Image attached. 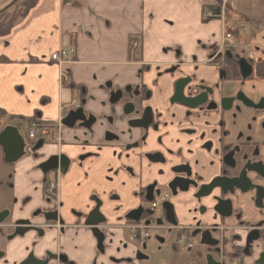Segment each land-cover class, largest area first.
<instances>
[{
  "label": "flooded vegetation",
  "instance_id": "flooded-vegetation-1",
  "mask_svg": "<svg viewBox=\"0 0 264 264\" xmlns=\"http://www.w3.org/2000/svg\"><path fill=\"white\" fill-rule=\"evenodd\" d=\"M233 34V45H224L220 38L201 63L172 62L159 70L150 83L156 96L154 106L148 103L152 93L143 86V77L120 75V88L109 98L118 102L109 104L108 112L104 111L103 103L94 102V97L85 101L86 91L80 88L72 96L73 102L59 108L58 117L48 120L54 122L57 140L52 137L51 128L39 129L33 139L21 136L16 129L21 146L18 153L10 154L12 162H6L4 157L3 161L12 165L24 156L30 157L33 163L30 174L23 170L19 174L12 171V177L21 181L29 178L31 186L18 183L14 197L11 189L10 195L2 198L7 205L0 206V253L4 256L21 241L24 249L32 248L25 264H79L59 250L45 251L40 259L34 256V248L53 227L60 236L71 227L79 229L73 234H94L95 259L106 256V250L112 247V239L106 234H122L124 241L120 250L123 252L132 247L129 254L120 258L107 256L100 264H145L148 261L153 264L166 242L157 230H167L172 233L169 251H164L165 255H171L169 264H264V58L251 60L250 45L239 42L236 30ZM130 66L124 64L125 68ZM149 66L147 64L146 69ZM185 83L184 93L188 99L183 100L185 107H182L175 104L177 95H173L175 87ZM73 111H81L85 117L71 115L65 121L68 126L63 125L66 114ZM71 130L75 132L71 135L75 149L70 154L64 151L63 136L64 131ZM96 132H102L96 139L97 149H112L116 166L109 167L108 171L120 175L116 184L120 190V217L116 218V222H120L116 226L123 230L120 233L111 230L114 225L108 224V216L116 210L111 199L117 196L111 193L105 197L112 177L105 176V182L101 181L95 192L89 194L87 200L92 206L87 212L82 210L84 208L69 210L74 215L71 224L62 218L60 186L69 170L82 167L84 160L90 157L95 159L92 168L95 173L109 163L101 153L87 151L91 136L95 138ZM44 135L47 141L38 142ZM148 135L154 136V140L157 138V145L151 150ZM49 159L54 166L47 169L45 163ZM156 172L167 176V187L174 198L196 191L197 203L193 200L190 208L186 206L194 225H177L174 207L165 192L156 200L160 193L153 181ZM138 181L147 182L146 186L132 187L130 198L122 200V192H126L129 183ZM21 193L25 194L23 199L19 197ZM137 196L144 200L133 205V197ZM212 196L220 198V206L216 212L206 215L210 210L204 199L215 206ZM74 198L79 204L85 202L79 192ZM18 199H21L19 209H28V212L14 218V204ZM179 199L183 200L181 196ZM155 201L157 207H151ZM164 204L176 224L168 222ZM123 206L126 209L122 211ZM245 216L247 221L243 219ZM208 217H212L215 224H201ZM226 218H234L236 223H222ZM196 229H208L216 243L200 244L201 232L192 236ZM240 230L245 234H239ZM141 231L147 234L145 241L133 246L123 235L129 234L131 238V234H137L131 239L140 241ZM189 254L194 258L187 259ZM97 262L94 260L93 264Z\"/></svg>",
  "mask_w": 264,
  "mask_h": 264
},
{
  "label": "crops",
  "instance_id": "crops-1",
  "mask_svg": "<svg viewBox=\"0 0 264 264\" xmlns=\"http://www.w3.org/2000/svg\"><path fill=\"white\" fill-rule=\"evenodd\" d=\"M14 1L0 0V11ZM214 4V0H37L7 34L0 36V58L3 59L0 62V134L10 128L16 132L18 129L25 137L26 125L32 117L55 120L59 108L74 100L72 96L80 89L86 91L85 101L89 102L94 97V102L103 103L104 111L108 112L110 94L120 88V72L127 78L135 76L136 79V75L147 77L149 83L143 81V84L152 93L148 103L153 106L156 96L150 84L153 80L151 76L168 63L203 62L224 30H236L239 42L248 43L249 35L243 36V32L252 34L255 28L260 34L264 29V0H225L226 23H222L219 17L205 18V8ZM133 41L137 42L136 47L132 45ZM61 45L73 46L75 52L71 60L61 66L74 86L60 89L59 68L48 59ZM124 64L131 66L125 68ZM147 64L150 66L146 69ZM109 83L110 87L104 86ZM72 113L74 111L67 113L66 118ZM74 133L71 130L64 131V136L62 134L66 145L64 151L70 154L75 149L71 144ZM101 133H94L95 138L91 136L87 151L101 153L109 163L95 173L92 169L94 157L87 158L82 167L69 170L62 180V218L67 224H71L74 218L69 210L84 208L82 210L87 212L92 206L87 200L89 194L95 192L101 181L105 182V176L115 177V172L108 171L109 167L116 166L112 149H97L96 139ZM46 139L44 135L37 140L46 142ZM1 156L4 157L2 148ZM29 158L24 156L12 164L17 174L21 170L30 174L33 163ZM18 183L31 186L29 178L24 181L15 178L13 197ZM112 183L107 185L105 197L111 193L117 196L111 199L116 210L108 216V224L114 225L111 230L120 233L123 230L116 226L120 224L116 222V218L120 217V190ZM78 192L85 199L83 204L75 201ZM24 195L21 193L19 197L23 199ZM21 199L14 204V218L28 212V209H19ZM28 206L32 207L31 202ZM125 209L123 206L122 211ZM243 219L248 220L247 216ZM204 221L212 222L213 219L208 217ZM216 223H220L219 220ZM222 223L234 224L236 221L226 218ZM76 230L79 229L68 227L60 236L56 234L57 228L53 227L34 248L35 258L40 259L45 251L59 250L79 264H93L94 260L100 264L107 256L120 258V255L129 254L132 250V247L124 252L120 250L124 241L122 234H106L112 239V247L106 250V256L95 259L94 234H73ZM239 234H245V231L240 230ZM123 235L132 246L145 241H135L129 234ZM31 250L30 246L24 249L19 241L4 256L0 253V264H25ZM4 260L7 262L4 263Z\"/></svg>",
  "mask_w": 264,
  "mask_h": 264
},
{
  "label": "rangeland",
  "instance_id": "rangeland-1",
  "mask_svg": "<svg viewBox=\"0 0 264 264\" xmlns=\"http://www.w3.org/2000/svg\"><path fill=\"white\" fill-rule=\"evenodd\" d=\"M221 9L223 10L224 8L221 6ZM242 35L243 36L249 35V36H247L248 37V43L247 44L250 45L251 58H252L251 60H255V59H257V57H261L264 55V29H261L260 34L254 28L252 34H250L248 32H243ZM62 46H64V45H61V47ZM61 47H59V49ZM255 49H259V50L256 51ZM48 61L51 63H54L51 60V54L49 55ZM146 67H147V65H146ZM157 73H155L154 76H151V79H153V80L156 79ZM141 78H142V76H141ZM62 81H63V85L61 86L59 84L60 89L64 88L65 86L70 87L73 85L72 80H71L68 73H67V75H65V79ZM68 81H70V83L66 84ZM143 81H147V83H149V80L147 79V77L143 78ZM143 86L145 87V85H143ZM154 104H155V100H154ZM154 104H153V106H154ZM152 140H153V142H150ZM154 141L156 143H154ZM147 143H148L149 149L151 150L155 145H157V138L154 140V136L152 138H150V136L148 135ZM12 171H14V165L6 164V162L3 161V157L1 156L0 157V206L1 207L7 205V203H4L2 201V198L8 197L10 195V191L13 187L14 179L12 177ZM122 177L124 178L126 176L122 175ZM109 179H110V177H109ZM149 180H150L149 177H147L146 181H149ZM154 180L156 182L157 189L160 192L159 195H156V200H159L160 195L164 194V192L167 194L168 202H170L174 207V215H175V218L177 221V225H179V226L194 225L195 221L191 217V212H189V209L186 206H189V208H190L192 206L191 203L193 202V200L197 203V199L194 197V195L196 194V191L194 193L192 192L193 193L192 195H189V193H181L176 198H174L170 195L169 189L167 187V182H168L167 176L164 173L159 174L156 172L155 176L153 177V181ZM119 181H120V175H117L114 177L113 181L108 182V184L113 182L112 185H116L117 183H119ZM146 183L147 182H144V181L141 184H140V181H138L137 183L130 182L129 187L127 188L126 192H122V195H123L122 200H126V199L130 198L129 192H130V189L132 187H136V186L138 187V185H139L140 186L139 188H144L146 186ZM190 193H191V191H190ZM179 196H181L183 198L182 201L179 199ZM133 198H134L133 199V205H137L142 200H144L140 196L133 197ZM177 199L179 200V202L177 201ZM204 202L206 203V205L208 206V209L210 210V212H208L206 215L210 214L212 211H214V212L217 211V209L215 208V206L212 204V202L210 200L204 199ZM201 224H203V225L211 224L212 225L215 223L210 222V221H203V222H201ZM157 233L160 234V236L164 237L166 239V242L164 245H162V250L160 251L159 256L154 258L153 264H169V262L171 261V255H168V256L165 255L164 251L165 250L169 251L170 244L172 242V239H171L172 233L168 232L167 230H157ZM191 257L194 258L193 255L189 254L187 259H190ZM145 264H151V261H148Z\"/></svg>",
  "mask_w": 264,
  "mask_h": 264
},
{
  "label": "water",
  "instance_id": "water-1",
  "mask_svg": "<svg viewBox=\"0 0 264 264\" xmlns=\"http://www.w3.org/2000/svg\"><path fill=\"white\" fill-rule=\"evenodd\" d=\"M243 63L242 65H244V61L241 60ZM123 73L120 72V75H122ZM178 81H176L177 83ZM187 83H185L184 85L178 87L176 86L175 87V92H174V95L173 97H176L177 95V99L174 100L175 101V104L179 105V106H182V107H185L184 105V101L183 100H187L188 99V96L185 95L184 93V88L186 86ZM105 87H108L110 86L109 84H105L104 85ZM120 91V90H119ZM110 96H113V94L111 93ZM174 99V98H173ZM174 101H171V102H174ZM118 100L117 99H110L109 100V103L110 105H115L117 104ZM73 115H76V114H79L81 115L82 117H85L84 114L81 112V111H76L74 113H72ZM69 118V116L62 122L63 125L65 126H68L65 121ZM88 125H85V127H87ZM90 127V126H88ZM21 146V138L20 136L18 135V133L10 128H7L4 130V132L0 135V147L2 148L3 152H4V160L6 162H12V158L10 157V154L16 152L18 153V150H19V147ZM54 165L51 164V160H47L46 163H45V167L47 169L53 167ZM214 180H212L210 182V184L213 182ZM219 188V187H218ZM209 191V189L206 190V193ZM205 193V194H206ZM219 197L217 196H212V200L216 201V205H215V208L218 210V207L220 206V202H219ZM163 207L166 209V212H167V219H168V222H170L171 224H176L175 221L173 220L172 218V215H171V211L169 210L168 206L166 204L163 205ZM225 217V216H223ZM56 220V219H54ZM98 222V221H97ZM95 222V223H97ZM62 223V222H61ZM196 225L198 226V223H196ZM95 229V228H93ZM96 230V229H95ZM201 232V233H200ZM201 234V239H200V244H203V245H212L213 243H216V240L212 239L210 237V232L208 231V229H205L203 231H201L200 229H196L194 230L192 236H194L195 234ZM209 258V257H208Z\"/></svg>",
  "mask_w": 264,
  "mask_h": 264
},
{
  "label": "built area",
  "instance_id": "built-area-1",
  "mask_svg": "<svg viewBox=\"0 0 264 264\" xmlns=\"http://www.w3.org/2000/svg\"><path fill=\"white\" fill-rule=\"evenodd\" d=\"M223 6H224V0L222 1V7ZM204 11H205V15H204L205 18L212 19V18L216 17V15H213L211 11H209V10H204ZM220 19L221 20L223 19V12L220 14ZM221 43H223L224 45H230V46L233 45L234 44L233 31H230V30L224 31V33L222 34V37H221ZM132 45L134 47H136L137 42L133 41ZM74 52H75V48L73 46L64 45L57 52H54L53 54H51V60L59 68L58 81H59V84L61 86L63 85L62 80H64L65 75H67L66 72L62 71L61 66H62V64L69 62V60L74 56ZM68 83H70V81H68L66 84H68ZM43 122H44V124H42ZM53 123L54 122H49L46 119L32 118L28 124L27 129H26L28 137L30 139H33L38 135L39 129L43 128L44 130H46V129L51 128V130H53V131H50L51 135L54 139L57 140L58 136H57V133L54 131ZM150 206L156 208L157 202L152 203ZM136 235L137 234H131V238L136 237ZM138 235H139L140 239H145V237L147 236V234H144L142 231H141V234H138Z\"/></svg>",
  "mask_w": 264,
  "mask_h": 264
},
{
  "label": "trees",
  "instance_id": "trees-1",
  "mask_svg": "<svg viewBox=\"0 0 264 264\" xmlns=\"http://www.w3.org/2000/svg\"><path fill=\"white\" fill-rule=\"evenodd\" d=\"M37 0H16L11 3L7 8L0 11V36L7 34L11 28L16 25L35 5ZM214 6L206 7L213 15H220L222 0H214ZM224 15H226V4L223 9ZM3 61L0 58V62ZM264 64V63H262ZM1 114V112H0Z\"/></svg>",
  "mask_w": 264,
  "mask_h": 264
}]
</instances>
